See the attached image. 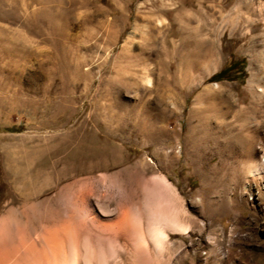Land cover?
<instances>
[{"label":"rangeland","instance_id":"374dc122","mask_svg":"<svg viewBox=\"0 0 264 264\" xmlns=\"http://www.w3.org/2000/svg\"><path fill=\"white\" fill-rule=\"evenodd\" d=\"M60 1L56 31L38 25L35 4L24 9L12 0L0 9V150L58 134L56 123L84 125L66 153H118L119 168L147 159L148 171L168 174L190 204L204 192L199 172L185 164V153L170 163L164 154L202 131L219 142L228 124L231 157L219 151L213 163L232 177L230 264H264V0H197L215 20H203L198 35L170 36L175 44L135 28L149 24L142 15L156 0ZM144 43L152 44L150 54ZM232 63L222 78L212 77ZM258 164L262 172L252 175ZM207 235L191 250L195 264H207ZM218 259L225 264L223 250Z\"/></svg>","mask_w":264,"mask_h":264},{"label":"bare ground","instance_id":"6f19581e","mask_svg":"<svg viewBox=\"0 0 264 264\" xmlns=\"http://www.w3.org/2000/svg\"><path fill=\"white\" fill-rule=\"evenodd\" d=\"M10 1L0 0V9ZM18 1L24 9L35 4L41 17L38 25L44 22L56 31L62 1ZM198 3L156 0L142 15L147 29L135 28L154 42L163 34L169 44L176 42L170 36L198 35L203 20H215L214 13L202 12ZM168 11L173 13L171 20L163 16ZM151 45L142 46L143 52L150 54ZM140 68L149 76L146 60ZM83 126L56 123L55 128L63 130L58 134L8 142L0 150V264H195L191 250L197 253L206 232L207 264H218L222 250L224 263H231L236 246L228 229L232 177L213 163L219 151L231 157V126L223 124L219 142L211 130L202 131L184 142L183 150L164 154L170 163L185 153V164L199 172L204 192L192 194L190 204L168 174L148 171L153 165L147 159L119 168L124 159L118 153H66V145L79 137ZM250 172L258 175L262 166L254 165ZM196 194L200 198L195 199Z\"/></svg>","mask_w":264,"mask_h":264},{"label":"trees","instance_id":"16d2710c","mask_svg":"<svg viewBox=\"0 0 264 264\" xmlns=\"http://www.w3.org/2000/svg\"><path fill=\"white\" fill-rule=\"evenodd\" d=\"M235 63L230 64L229 66L223 67L220 71L216 72L212 77L213 78H222L227 70L233 68Z\"/></svg>","mask_w":264,"mask_h":264}]
</instances>
